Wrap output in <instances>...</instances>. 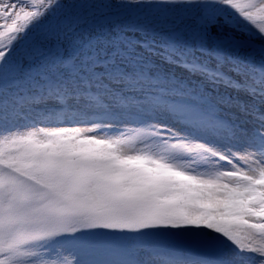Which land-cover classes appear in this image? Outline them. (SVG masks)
Segmentation results:
<instances>
[{"label": "snow or ice", "instance_id": "obj_1", "mask_svg": "<svg viewBox=\"0 0 264 264\" xmlns=\"http://www.w3.org/2000/svg\"><path fill=\"white\" fill-rule=\"evenodd\" d=\"M0 264H264V0H0Z\"/></svg>", "mask_w": 264, "mask_h": 264}]
</instances>
